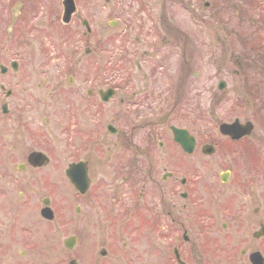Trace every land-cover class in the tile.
Segmentation results:
<instances>
[{"label":"flooded vegetation","instance_id":"1","mask_svg":"<svg viewBox=\"0 0 264 264\" xmlns=\"http://www.w3.org/2000/svg\"><path fill=\"white\" fill-rule=\"evenodd\" d=\"M65 1L0 0V30L6 26L5 34L12 40L23 29L22 45L32 42L28 55L16 48V57L0 60V94L4 97L0 100V264L14 242V246L22 243L16 264H40L38 259L47 254L46 239L52 235L54 242L60 241L53 222L62 204L40 196L47 180L61 175L45 170L51 165L58 168L54 163H67L63 168L66 178L69 165L77 164L71 169L73 175L84 174L89 180L87 189L77 197L82 204L89 198L97 224L123 226L128 240L122 242V248L132 244L131 250L139 251V257L154 258L153 264H209L204 253L195 250L198 234L201 246L210 240L219 243L218 264H254L250 254L260 250L250 249L247 242H264V219H259L264 208V160L252 150L254 140L248 142L254 126L239 138L236 129L220 131L218 127V140L204 132L198 138L186 126L174 123L167 126L170 138L163 131L160 134L164 129L146 117L161 109L162 96L167 107L176 109L182 103L189 87L186 52L180 63L185 70L180 69L175 77L166 76V55L163 62L157 60L161 56L158 49L134 48L130 52L125 44L121 54L116 47H107L117 57L102 66L94 24L98 0ZM105 2L109 4V0ZM126 19L124 35L134 29L133 20ZM79 25L83 30L78 31ZM159 31L169 47L188 40L173 26ZM139 34L144 37L146 31ZM14 42L18 44L17 37ZM44 46L45 57L33 59L35 51ZM101 68L103 82H108L105 86L97 84ZM14 98L23 100L21 106L13 102L16 106L10 107L12 102L9 105L7 99ZM99 115L106 116L101 124ZM173 127L187 131L194 139L191 144L186 141L185 148L175 140ZM2 129L6 131L3 137ZM164 135L166 138H160ZM205 145H211L214 153H207ZM215 153L217 159H211ZM257 161H262L260 167ZM216 191L218 199L212 203ZM45 207L51 209L50 214L43 211ZM75 211L80 213V204ZM214 211L220 219L218 234L212 231L217 238L209 233ZM59 225L65 224L60 221ZM69 236H74L70 249L67 237L62 239L69 257L66 260L62 255L56 264L71 260L82 264L75 251L80 237ZM109 238L114 240L110 234ZM227 238L241 244L233 257L226 250L232 241ZM101 251L104 259L113 253L112 248H100L98 253ZM46 262L43 259L41 264Z\"/></svg>","mask_w":264,"mask_h":264},{"label":"rangeland","instance_id":"2","mask_svg":"<svg viewBox=\"0 0 264 264\" xmlns=\"http://www.w3.org/2000/svg\"><path fill=\"white\" fill-rule=\"evenodd\" d=\"M97 3L98 12L94 17V24L96 26L97 49H100V52L97 53L100 65L104 66L108 60L110 62L111 59L114 60V57H117L115 53L110 55L106 50L107 47H116L117 54L122 53L123 44L129 48L130 52H133L134 48L152 51L158 49L161 56L156 58L157 60L163 62L162 56L166 55V63L169 68L166 76L174 75L175 77L180 69L185 70L180 63L184 62L182 53L186 52L188 62L186 80L189 81V87L184 90L185 96L181 99L182 103L180 101L181 104L176 106V109L171 106L167 107V101H164V96H162L161 109L155 110L156 113H153V116L146 117L152 123L156 121L158 128L164 129L159 131L160 134L163 131L169 134L168 138H170L167 126L174 123L186 126L198 138L202 139L204 132L209 133L210 138L218 140L220 124L238 118L240 122L250 121L253 124L254 129L251 136L248 137V142L254 140L255 144H252L254 145L252 150L255 152L257 150L258 155L262 157L261 160H264V0H109V4L105 0H98ZM109 5L113 7L111 8ZM126 17L133 20L131 25L134 29L128 33L125 32L124 35L122 32L128 26ZM166 25L180 29V33L184 38L188 37V40H179L177 46L174 47L165 45L164 43L167 41L163 40L164 36L160 34L159 29H163ZM5 27L2 26L0 30V60L16 57V51L20 48H23V53L26 52L28 55L29 50L27 49L32 42L22 45L24 41L21 40V37H25L24 30L20 29L19 33L16 32L17 35L15 33L12 36L14 38L9 40L11 37L5 34ZM80 29L83 30V27L81 28L79 25L78 31ZM142 30L146 31L144 37L139 34V31ZM136 36L139 37L138 42L135 40ZM16 37L18 38L17 45L14 42ZM27 45L29 46L26 47ZM185 45H187L186 50L184 49ZM16 48L18 49L16 50ZM46 49L47 46H44V49L35 51L37 54L33 59H43L45 57L43 50ZM58 49L60 48L56 50ZM236 57H239V60L245 65L244 69H238ZM244 57H247V61H244ZM254 59H257L258 62ZM260 69L261 72H259ZM97 74L99 75L97 84L107 85L108 82H103L104 70L101 68ZM221 81L224 82V85L222 88H218ZM0 98L1 101L4 100L2 95ZM22 101L20 98L7 99L9 105L12 102L10 107L16 106L13 102H18V106H21ZM166 107L167 109L164 110ZM105 118V115H99L98 123L101 124ZM119 130L121 131L120 128ZM2 132L1 136L3 137L6 131L2 129ZM100 134H103L102 138L106 139V133L101 130ZM109 138L112 137L109 136ZM160 138H166V135L160 136ZM101 147L104 148V145ZM217 154L212 155L211 159H217ZM262 161H257L259 167ZM54 164L59 167L53 168L51 165L45 170H53L58 174L60 171L61 175L56 176L55 179H48L47 184L43 185L45 192L40 196L47 195L64 207V210L62 206L58 210L57 219L53 222L57 226L55 232L60 241L54 242L52 235L46 239L43 246L47 249V254H43V257L38 259L40 264L43 259L49 261L46 264H56L64 254L67 260L69 254L63 248L62 239L72 234H78L80 237L75 251L82 264H93L90 258L95 261L94 264H153L154 258L139 257V251H132V244L122 248V242L128 240L123 226L106 227L95 222V210L91 206L92 204H88L90 203L89 198L87 197L86 202L82 204V200L77 197V194L79 196L78 191L64 176L63 168L67 163ZM217 170L219 169L217 168ZM19 191H15V194L18 195ZM36 191L35 195L39 196L40 190L36 189ZM217 199L216 191L211 202L216 203ZM79 204L81 211L76 214L75 208ZM213 213L216 217L209 220L212 225L209 233L215 230L218 234L220 219H218L216 211ZM259 216V219H264V208L260 211ZM198 217L201 220L202 216ZM60 221L65 225L61 227ZM132 228L130 226L128 229L133 230ZM109 234L114 238L113 241H110ZM212 235L217 238L216 233L212 232L210 236ZM227 239V241L232 240L226 250L232 251L231 257H233L241 244L233 241L235 238ZM196 242L198 246L195 250L203 252L205 260L209 264H218L219 243L216 240H210L207 245L201 246L198 234ZM247 243L250 244V249L260 250L264 254V242L253 240ZM14 244L15 242L10 245L13 251H9L8 257H2L3 264H16L17 250L20 249L22 243L15 246ZM136 244L138 243L136 242L134 245ZM100 248H107V250L112 248L113 253L110 252L109 257L104 259L102 258L104 255L98 253ZM166 250V248L162 249L164 255H166ZM225 257L221 260L227 261Z\"/></svg>","mask_w":264,"mask_h":264},{"label":"water","instance_id":"3","mask_svg":"<svg viewBox=\"0 0 264 264\" xmlns=\"http://www.w3.org/2000/svg\"><path fill=\"white\" fill-rule=\"evenodd\" d=\"M65 2L69 4V3H71V0H66ZM223 85H224V82H221L219 87L222 88ZM236 124H237V121H235L234 123L229 124V125L228 124H221L220 130L221 131H231L234 128L233 125H236ZM240 126H241L242 129H240V132L236 134L237 136H241L242 134L249 133L251 128H252V124L250 122H247L246 124H240ZM172 130H173V134H174L175 140H178L179 142H181V145L183 147L186 148V141H190V144H191V140H193V137L189 136L187 134V131H185L183 129H180V128H175V127L172 128ZM188 143H187V145H189ZM190 149L191 148H189L187 150L189 151ZM205 149L208 150L207 153H213V148L211 147V145H205ZM70 175H71V178H70L71 181L77 187H79L81 190H84L87 187L88 181H87L85 176H83L82 178L78 179V178L72 177V173H70ZM44 211H47V210L45 209ZM48 217H50V215ZM262 233H264V231ZM258 235H260V232H259ZM72 239H73V237H71V239L66 241L68 247H69V245H72ZM251 259L253 261H255V262L257 261L256 262L257 264H261L262 263L261 255L259 253H257V252L251 255ZM70 264H77V263H75V261H72Z\"/></svg>","mask_w":264,"mask_h":264},{"label":"trees","instance_id":"4","mask_svg":"<svg viewBox=\"0 0 264 264\" xmlns=\"http://www.w3.org/2000/svg\"><path fill=\"white\" fill-rule=\"evenodd\" d=\"M235 60H236L237 64L239 65L238 69H244L245 68V65H243V63L239 60V57H236ZM244 61H247V57H244ZM245 64H246V62H245ZM247 64H249V63L247 62Z\"/></svg>","mask_w":264,"mask_h":264}]
</instances>
